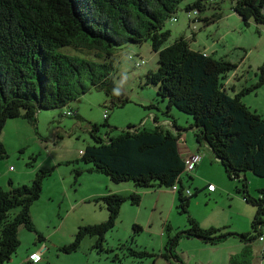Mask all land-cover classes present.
I'll return each instance as SVG.
<instances>
[{
  "label": "trees",
  "instance_id": "1",
  "mask_svg": "<svg viewBox=\"0 0 264 264\" xmlns=\"http://www.w3.org/2000/svg\"><path fill=\"white\" fill-rule=\"evenodd\" d=\"M183 1H187L186 11L193 9L198 14L218 3V0H0V133L9 118L21 116L35 124L40 109L63 107L91 88L102 89L110 98V107L124 105L127 98L122 97L112 78L113 56L125 44L149 40L152 51L157 53L158 65L147 73L146 83L158 86V95L168 99L167 110L174 106L192 116L196 141L211 149L227 176L240 182L237 190L245 201L255 206L251 231L239 234L226 232L225 226L202 228L188 215L187 229L169 237L161 255L174 256L176 241L184 235L210 244L237 235L243 246L229 256L227 264H252L251 242L264 225V190L258 191L257 198L251 197L245 173L250 171L264 177V119L246 106L240 95L254 92L264 84V62L257 68L255 82L233 96L228 94L219 84V76L236 68L235 63L189 48L182 36L165 45L170 31L162 30L163 25ZM230 1L244 26L250 22L264 26V0ZM219 17L213 14L203 17V21L210 23ZM172 124L175 126V122ZM97 130L96 124L90 125L94 143L86 145L80 153L79 160L91 164L86 171L102 173L116 183L131 181L135 189H173L176 184L173 191L177 207L187 213L190 199L200 189L188 195L187 189L186 195L183 192L182 175L191 178V174L185 170L177 136L159 124L152 128L130 126L102 137ZM5 156L0 141V159ZM73 171L76 181L84 170ZM49 173L39 170L29 184L14 185L9 181L10 188L0 189V264L15 253L20 226L35 230L30 206L38 199L43 179ZM92 200H101L106 205L108 217L81 227L75 241L68 245L70 250L86 234L95 237L92 247L101 248L121 204L126 200L138 204L140 195L109 192ZM133 229L138 231L142 227L134 224ZM134 254L153 255L147 251Z\"/></svg>",
  "mask_w": 264,
  "mask_h": 264
},
{
  "label": "rangeland",
  "instance_id": "2",
  "mask_svg": "<svg viewBox=\"0 0 264 264\" xmlns=\"http://www.w3.org/2000/svg\"><path fill=\"white\" fill-rule=\"evenodd\" d=\"M217 2L215 8L203 9L196 20L193 9L189 10L191 19L184 9L187 1L181 2L172 17L175 19H168L162 30L170 31L165 45L182 36L189 48L235 63L236 68L219 76V84L233 96L257 79L254 72L264 62V26H258L261 27L259 32L253 22L244 26L240 16L232 10L230 0ZM213 14L219 15V19L210 23L203 21L204 16ZM113 59L112 78L116 89L127 98L124 105L110 107L109 96L100 88H91L63 107L40 109L35 124L21 116L6 120L0 133L6 151V156L0 159V189L10 188L9 181L12 180L20 185L29 184L39 170L50 173L43 179L38 199L30 206L35 230L18 228L19 245L4 264H18L19 261V264H25L18 256L30 250L38 252L41 247L45 250L36 262L26 259L35 264H227L230 254L240 251L243 246L237 235L216 244L184 235L176 241L174 256L165 258L161 255L165 252L167 239L187 229L188 215L202 228L225 226L226 232L239 234L251 231L255 206L246 202L242 192L237 190L240 182L229 178L220 162L204 148L203 142L196 141L197 130L192 125V116L174 106L167 110L168 99L158 95V86L146 83L147 73L158 65L157 53L152 51L150 41L125 44L115 52ZM141 60L143 64L134 65V61ZM240 100L264 119V84L254 92L240 95ZM67 109L74 114L65 115ZM163 121V128L177 136L182 155L198 149L204 154L203 162L198 165L199 160L188 171L191 178L187 174L181 178L184 194L186 189L189 190L187 195L200 189L190 199L187 213L179 211L176 193L171 188L136 189L140 202L132 204L126 200L121 204L115 224L104 235L101 248L92 247L95 237L86 234L73 250L68 249L81 227L92 226L108 217L106 205L93 198L106 190L134 187L131 181L116 183L102 173L90 174L85 170L91 164L79 159L81 150L94 143L90 125L96 124V133L102 137L105 133L115 135L130 126L152 128ZM208 155L212 159H206ZM75 168L84 169L76 181ZM245 176L248 194L257 198L258 191L264 190V177L250 171ZM208 181L216 189L210 194L205 193L209 190L201 188ZM134 224L142 229L134 231ZM48 233L50 237L38 248L35 243L38 235ZM251 247L252 264H264V258L260 259L262 243L255 239ZM141 251L153 255L139 257L134 254Z\"/></svg>",
  "mask_w": 264,
  "mask_h": 264
},
{
  "label": "built area",
  "instance_id": "3",
  "mask_svg": "<svg viewBox=\"0 0 264 264\" xmlns=\"http://www.w3.org/2000/svg\"><path fill=\"white\" fill-rule=\"evenodd\" d=\"M210 1L214 2L215 0H210ZM192 14L195 16V18H193L194 20H196L197 17L199 16V14H198V12L196 10H192ZM188 17L191 19L190 11H188ZM172 19L174 20L175 18H172ZM129 58H130V60H133V58H132L131 55H129ZM143 63H144L143 60H141V61H134V65L135 66H140ZM64 114L65 115H73L74 113H73L72 110L67 109L64 112ZM106 114L107 113L105 112L104 113V116H106ZM199 160H200V155L198 153H191L188 156H186L185 159H184V162H185V170L186 171L192 170L195 167V165L199 162ZM214 187L215 186H214L213 183H208L207 186H206V189L209 190V191H212V190H214ZM175 188H176V184H175L173 190H175ZM257 240L262 243L261 257L263 259L264 258V227H262L261 233L257 237ZM44 250H45V247H41L38 252L34 251V252L30 253L28 255L29 260H31L32 262H36L37 259L40 257L41 253Z\"/></svg>",
  "mask_w": 264,
  "mask_h": 264
},
{
  "label": "crops",
  "instance_id": "4",
  "mask_svg": "<svg viewBox=\"0 0 264 264\" xmlns=\"http://www.w3.org/2000/svg\"><path fill=\"white\" fill-rule=\"evenodd\" d=\"M205 18H209L208 16H204ZM251 23V22H250ZM250 25V24H249ZM259 26H261V25H259ZM259 28H261V27H256V30H260ZM259 66V65H258ZM258 66H257V68H258ZM257 68H256V70H257ZM253 76H256V72H254V75ZM155 119V117H154V115H153V120ZM176 122V121H175ZM164 123H165V121H163V122H161V123H159V125H161L162 127H163V125H164ZM172 124V123H171ZM172 126L174 127V125L172 124ZM199 143V142H198ZM200 144V143H199ZM203 146H204V148L206 149V150H208L209 152H211V154L213 155V152L211 151V149L206 145V144H204L203 143ZM181 153V152H180ZM191 153H198L199 155H200V162L198 163V165L200 164V163H202L203 162V158H204V154H202V153H200L199 152V149L197 150V151H195L194 150V152L193 151H189V152H186L185 154H181L182 155V157L183 158H185L186 156H188L189 154H191ZM214 156V155H213ZM206 159H212L211 158V156L210 155H208L207 156V158ZM214 160L215 161H217L216 159H215V157H214ZM89 166H87L85 169H87ZM84 170V169H83ZM88 172V171H87ZM88 173H93V172H88ZM12 182H13V184H19L20 185V183H17V182H15V181H13L12 180ZM208 183H212L211 181H208ZM206 184H207V182L201 187V188H204V190H206L205 189V187H206ZM130 188H133V189H130ZM133 190V191H132ZM153 190H156V191H158V189H153ZM173 190V189H172ZM107 191H110V192H116V193H123V194H125L126 192L127 193H131V192H135V193H138V190H136L134 187H131V186H129V187H126V188H115L114 190H112L111 191V189L110 190H106V192ZM124 191V192H123ZM216 191V189L214 190V191H212V192H215ZM106 192L105 193H101V194H99L98 196H100V195H103V194H106ZM107 193H109V192H107ZM175 193V192H174ZM205 193H208V194H210L211 193V191H207V192H205ZM142 194H145V193H142ZM91 195H94V193H92ZM88 197V196H87ZM84 198H86V197H83V199ZM89 199V198H88ZM264 227V226H263ZM49 235V233L46 235V236H41V238H37V241L35 242L36 244H37V247L39 246L40 247V244H42L43 242H45L44 240L47 238V237H50V236H48ZM42 241V242H41ZM41 242V243H40ZM38 247V248H39ZM260 249H261V247H260ZM34 251H36V249L35 250H30V251H27V253H24L23 252V254L22 255H19L18 257H20V258H22L23 259V261H28L26 258L28 257V255L30 254V253H32V252H34ZM231 255V254H230ZM11 259V258H10ZM229 259V258H228ZM260 259H262L261 258V253H260ZM20 262V261H19ZM19 262H18V264H19ZM255 264V263H254Z\"/></svg>",
  "mask_w": 264,
  "mask_h": 264
},
{
  "label": "bare ground",
  "instance_id": "5",
  "mask_svg": "<svg viewBox=\"0 0 264 264\" xmlns=\"http://www.w3.org/2000/svg\"><path fill=\"white\" fill-rule=\"evenodd\" d=\"M261 258H262V257H261ZM262 260H263V259H261V261H262ZM261 261H260V262H261Z\"/></svg>",
  "mask_w": 264,
  "mask_h": 264
}]
</instances>
